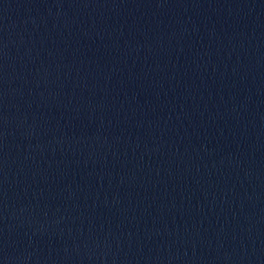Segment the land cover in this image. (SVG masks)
<instances>
[{"label": "water", "instance_id": "95a60500", "mask_svg": "<svg viewBox=\"0 0 264 264\" xmlns=\"http://www.w3.org/2000/svg\"><path fill=\"white\" fill-rule=\"evenodd\" d=\"M0 264H264V141L0 73Z\"/></svg>", "mask_w": 264, "mask_h": 264}]
</instances>
